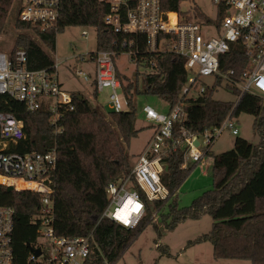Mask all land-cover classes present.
Returning <instances> with one entry per match:
<instances>
[{"label":"trees","instance_id":"1","mask_svg":"<svg viewBox=\"0 0 264 264\" xmlns=\"http://www.w3.org/2000/svg\"><path fill=\"white\" fill-rule=\"evenodd\" d=\"M14 1L0 0V34L5 31ZM186 1L192 0H161V4L163 10L178 13L182 21L195 20L219 26L227 14L223 6L217 9L215 18H210L198 8L191 13L185 12L181 10V4ZM59 13L56 24L48 29L19 20L16 23L21 33L14 45L26 50L31 70L53 66L51 53L56 50L57 35L68 27L94 29L96 51L115 52L116 60L131 50L130 43L133 42L132 49H138L136 69L143 65L144 70L137 71L134 80L118 70L123 92L130 103L128 111L105 112L83 95H78L83 97L82 100L72 95L74 110L60 109L63 132L59 135H54L48 110L30 113L25 105L6 95L0 96V111L14 114L23 123L26 135L17 145L10 146V152L26 154L57 150L53 195L56 234L67 238L92 235L90 254L84 264H116L147 226L156 223L157 217L166 224L167 231H172L187 220L211 216L213 225L210 232L189 241L188 247L210 243L215 260L264 264V98L242 94L238 88L227 84L236 101L216 100L213 94L222 85L218 80L213 87L207 88L204 96L183 100L187 119L182 125L187 131L201 135L206 129L220 127L230 115L237 118L242 113L250 114L256 118L253 127L260 136L259 144L252 145L237 139L228 152L218 156L209 152L213 158V188L186 208H179L177 190L195 165L186 164L187 151L179 148L175 155L165 160L162 182L170 192L168 198L145 201L141 220L135 227L125 228L106 218L104 213L110 205L108 185L128 178L132 170L126 148L141 132L136 128L135 99L139 95L155 96L170 108L174 107L181 99V91L188 78L186 61L171 52H150L143 35L116 33L104 22L110 7L101 0H60ZM124 43L127 46L124 47ZM219 68L222 73L233 70L231 78L240 82L249 70V59L240 46H233L220 57ZM94 95L97 98L96 91ZM0 206L12 207L16 212L14 264H33L27 245H38L39 224L35 220L41 215V196L0 187ZM168 220H171L170 224H167Z\"/></svg>","mask_w":264,"mask_h":264},{"label":"built area","instance_id":"2","mask_svg":"<svg viewBox=\"0 0 264 264\" xmlns=\"http://www.w3.org/2000/svg\"><path fill=\"white\" fill-rule=\"evenodd\" d=\"M110 7L105 24L116 33L143 35L150 52H171L185 59L188 78L181 91V99L165 113H158L151 106L142 108L145 121L152 128L151 139L137 158L128 178L111 182L107 188L109 208L106 218L125 227L133 228L145 213V201L154 202L168 198L170 192L162 182L165 160L175 155L179 148L185 149L186 161L200 165L203 173L213 166L208 155L213 144L226 131L238 135L236 119L231 115L214 130L206 129L196 135L187 131L183 123L187 119L183 100L197 99L221 80L238 88L242 94L250 93L264 98V0H215L217 9L223 6L226 16L219 26L202 24L195 20L182 21L178 13L165 11L161 0H101ZM60 0H23L18 20L39 24L43 29L53 27L59 18ZM83 37L88 33L84 31ZM123 46H127L124 43ZM127 54L135 66L138 49ZM233 46H240L249 59V70L242 81L231 78L234 71H220V57ZM116 53L96 51L83 55L54 59L50 69L31 70L28 54L22 48L10 47L0 52V96L6 95L23 105L30 113L46 109L51 114L50 123L54 135L63 132L60 126V109L74 110L73 96L63 90L59 68L69 60L88 63L93 68L87 72L76 71L85 81H91L97 95L109 89L111 112L130 110V103L118 78ZM140 68L144 70L143 65ZM210 79V83L208 82ZM125 96L122 104L118 92ZM23 123L9 112L0 111V187L17 191H29L41 196V215L38 245L40 257L31 254L33 264H84L89 257L92 235L79 238L60 237L54 229L53 195L58 166L56 149L47 153L20 154L10 152L11 145L25 139ZM200 138H204L201 149ZM196 142L199 144L196 145ZM205 169V170H204ZM132 199L139 206L130 209L131 223L122 220L121 210ZM133 204V203H131ZM134 213V214H133ZM16 212L12 207L0 206V264H14L13 234Z\"/></svg>","mask_w":264,"mask_h":264},{"label":"rangeland","instance_id":"3","mask_svg":"<svg viewBox=\"0 0 264 264\" xmlns=\"http://www.w3.org/2000/svg\"><path fill=\"white\" fill-rule=\"evenodd\" d=\"M23 0H15L8 16L5 31L0 34V52H8L10 47L15 44L16 37L21 31L17 30L19 8ZM194 8L200 9L210 18H215L217 6L215 0H192L181 4V10L191 13ZM86 31L87 37L82 33ZM97 50V35L94 29L68 27L64 32L57 35L56 50L51 53L53 59L67 58L72 55H83L95 53ZM119 72L134 80L136 72L143 70L136 69L127 54L120 55L116 60ZM90 66L81 61L69 60L59 68L60 80L63 90L70 95H83L92 105L99 109L110 112V94L109 89L102 90L97 98L94 95V85L91 81H85L82 77L76 75V71L87 72ZM210 79L208 82L210 83ZM226 83H223L213 94V98L221 101H236L234 95L227 89ZM118 96L124 103L125 96L118 92ZM137 112L136 128L141 132L132 139L130 146L126 148V153L130 159L132 169L135 166L137 158L143 153L148 145L152 128L145 121L142 115V108L146 105L151 106L158 113H165L169 105L155 96L139 95L135 99ZM236 120L239 130L238 135H233L231 130H226L211 148V155L218 156L233 149L237 139L246 140L252 145H258L260 136L254 129L255 116L242 113ZM201 149H204V138H200ZM191 165L190 163H186ZM205 170V169H204ZM213 167L208 173L204 174L200 165L195 166L188 178L177 190V203L179 208L189 207L192 202L204 192L213 188ZM165 214L168 211H164ZM155 215V214H154ZM155 217V216H154ZM156 218V217H155ZM168 220L167 224H170ZM213 225L211 216H204L199 220H187L179 224L174 230L167 231L166 224L160 217H157L155 224L147 226L142 235L131 245L124 257L116 264H251L244 261L215 260L213 257V248L210 243H203L188 247V242L195 240L203 234L210 232ZM159 228V229H158ZM161 247V248H160Z\"/></svg>","mask_w":264,"mask_h":264},{"label":"bare ground","instance_id":"4","mask_svg":"<svg viewBox=\"0 0 264 264\" xmlns=\"http://www.w3.org/2000/svg\"><path fill=\"white\" fill-rule=\"evenodd\" d=\"M133 200L132 199H130L129 201H128V203H126V205H125V208H123L122 210H121V215H122V220L124 221V222H127V224L128 223H131V216H133V215H131V213H130V209L129 208H132L133 210H134V208H135V210H138L139 209V206L137 205V204H135L134 202H132ZM131 203H133V204H131ZM134 214V213H133Z\"/></svg>","mask_w":264,"mask_h":264},{"label":"water","instance_id":"5","mask_svg":"<svg viewBox=\"0 0 264 264\" xmlns=\"http://www.w3.org/2000/svg\"><path fill=\"white\" fill-rule=\"evenodd\" d=\"M77 98H78V100H82L83 99L82 96H78ZM198 144L199 143L196 142V145H198ZM27 246H28L31 254H33L35 257H40L42 252H41V250L39 248H34V247L31 246V244H28Z\"/></svg>","mask_w":264,"mask_h":264},{"label":"crops","instance_id":"6","mask_svg":"<svg viewBox=\"0 0 264 264\" xmlns=\"http://www.w3.org/2000/svg\"><path fill=\"white\" fill-rule=\"evenodd\" d=\"M91 71L93 70V68L90 66V68H89ZM211 159H213L212 157H210V160L209 161H211ZM211 167V166H210Z\"/></svg>","mask_w":264,"mask_h":264}]
</instances>
